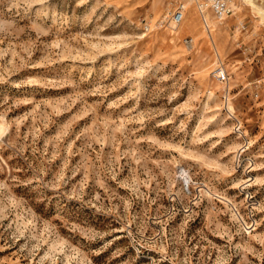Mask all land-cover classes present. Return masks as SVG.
I'll return each mask as SVG.
<instances>
[{
  "label": "rangeland",
  "instance_id": "obj_1",
  "mask_svg": "<svg viewBox=\"0 0 264 264\" xmlns=\"http://www.w3.org/2000/svg\"><path fill=\"white\" fill-rule=\"evenodd\" d=\"M154 1L0 0V264H264V0Z\"/></svg>",
  "mask_w": 264,
  "mask_h": 264
},
{
  "label": "built area",
  "instance_id": "obj_2",
  "mask_svg": "<svg viewBox=\"0 0 264 264\" xmlns=\"http://www.w3.org/2000/svg\"><path fill=\"white\" fill-rule=\"evenodd\" d=\"M195 2L200 14L204 17L206 26H208V24L206 22L205 13H207L208 10H211L218 20L223 21L233 15L237 9V0H195ZM186 11V5L180 2L166 15L162 22L166 25L176 27L183 21ZM184 43L187 47L192 48L193 38H185ZM214 76L216 80L221 83H227L230 80V74L225 67H218L215 70Z\"/></svg>",
  "mask_w": 264,
  "mask_h": 264
},
{
  "label": "bare ground",
  "instance_id": "obj_3",
  "mask_svg": "<svg viewBox=\"0 0 264 264\" xmlns=\"http://www.w3.org/2000/svg\"><path fill=\"white\" fill-rule=\"evenodd\" d=\"M245 1H248V3L254 8V9H256V8H258V3H257V0H245ZM192 2H194V3H196L195 2V0H192ZM154 3H155V5H154ZM159 2L157 1V0H155L152 4L154 5V6H156L157 4H158ZM186 9H187V6H186ZM205 18H206V21H207V19H208V17H207V15L205 14ZM186 19V13H185V15H184V19H183V21ZM182 21V22H183ZM181 22V23H182ZM208 22V21H207ZM180 23V24H181ZM193 47H194V41H193ZM192 47V48H193Z\"/></svg>",
  "mask_w": 264,
  "mask_h": 264
}]
</instances>
